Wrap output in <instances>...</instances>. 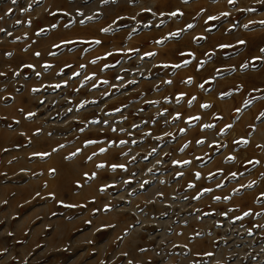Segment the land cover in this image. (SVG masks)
<instances>
[{"label": "rangeland", "instance_id": "1", "mask_svg": "<svg viewBox=\"0 0 264 264\" xmlns=\"http://www.w3.org/2000/svg\"><path fill=\"white\" fill-rule=\"evenodd\" d=\"M262 21L0 0V264H264Z\"/></svg>", "mask_w": 264, "mask_h": 264}, {"label": "snow or ice", "instance_id": "2", "mask_svg": "<svg viewBox=\"0 0 264 264\" xmlns=\"http://www.w3.org/2000/svg\"><path fill=\"white\" fill-rule=\"evenodd\" d=\"M105 2H107V0H105ZM229 2L230 3H234V0H229ZM13 3H15V0H13ZM172 15H176V13H172ZM224 15H228L227 13H224ZM89 19H91V18H89ZM210 19H215V17H210ZM261 23H264V21H262ZM245 27H247V25H245ZM103 31H105V32H107V31H109V29H103ZM96 43H99V41H96ZM240 43H244L243 41H241ZM221 47H226V45H222ZM261 51H264V49H262ZM191 81L189 80V83H190ZM202 87V86H201ZM193 99H195V98H193ZM203 107H208V105H204ZM198 119V118H197ZM205 127H211V125H206ZM203 141H200V142H198V143H202ZM103 151V150H102ZM185 163H187V162H185ZM99 167H103V165H100ZM233 175H235V174H233ZM218 199V198H217ZM245 215H248V213H245Z\"/></svg>", "mask_w": 264, "mask_h": 264}]
</instances>
